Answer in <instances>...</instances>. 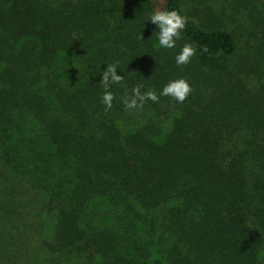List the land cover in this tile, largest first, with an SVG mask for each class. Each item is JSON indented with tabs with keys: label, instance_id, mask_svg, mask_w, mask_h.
<instances>
[{
	"label": "trees",
	"instance_id": "trees-1",
	"mask_svg": "<svg viewBox=\"0 0 264 264\" xmlns=\"http://www.w3.org/2000/svg\"><path fill=\"white\" fill-rule=\"evenodd\" d=\"M158 1L0 0V264H264V0ZM155 10L188 18L173 49ZM219 15L258 25L252 56ZM180 78L183 103H121Z\"/></svg>",
	"mask_w": 264,
	"mask_h": 264
},
{
	"label": "clouds",
	"instance_id": "clouds-1",
	"mask_svg": "<svg viewBox=\"0 0 264 264\" xmlns=\"http://www.w3.org/2000/svg\"><path fill=\"white\" fill-rule=\"evenodd\" d=\"M148 21L158 29L156 37L159 47L162 49H173L176 47V41L182 39L181 33L186 27L188 18L175 10H155L149 15ZM202 51L206 52L207 49L204 48ZM195 54L196 49L191 44H184L179 54L175 56L176 65L178 67L187 66L191 63ZM117 69V64H108L100 74L99 85L104 90L101 103L106 112L111 110L115 99L114 94L110 91L111 86L113 84H121L123 81V76L118 74ZM142 89H144V84L137 83L130 92L126 91L124 93L121 97V103L126 110L138 111L149 101L158 103L161 96L169 97L176 103H183L193 91L191 85L183 78L170 81L162 88L159 94L151 89L144 91Z\"/></svg>",
	"mask_w": 264,
	"mask_h": 264
},
{
	"label": "rangeland",
	"instance_id": "rangeland-1",
	"mask_svg": "<svg viewBox=\"0 0 264 264\" xmlns=\"http://www.w3.org/2000/svg\"><path fill=\"white\" fill-rule=\"evenodd\" d=\"M158 1V0H157ZM218 3L221 4L220 0H217ZM224 1V0H223ZM189 7L191 6L190 1H188ZM163 5V0L158 1L159 9ZM194 15H199L198 13H194ZM220 20L219 23L225 30L231 32L237 41V52L236 59H239L242 56H252L253 48L259 42L261 37V31L256 23L251 21L249 18L244 15L239 16H227V15H219ZM194 19L198 20L197 16H193ZM260 68L264 69V63L260 64ZM247 78H252L251 87H256L257 82L256 78L252 75H249Z\"/></svg>",
	"mask_w": 264,
	"mask_h": 264
}]
</instances>
